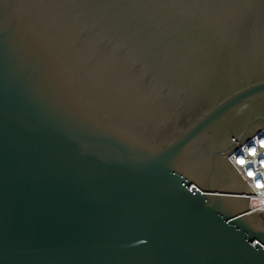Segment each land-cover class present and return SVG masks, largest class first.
Here are the masks:
<instances>
[{
	"label": "water",
	"instance_id": "95a60500",
	"mask_svg": "<svg viewBox=\"0 0 264 264\" xmlns=\"http://www.w3.org/2000/svg\"><path fill=\"white\" fill-rule=\"evenodd\" d=\"M263 129L264 0H0V264H264Z\"/></svg>",
	"mask_w": 264,
	"mask_h": 264
},
{
	"label": "built area",
	"instance_id": "2783aa9c",
	"mask_svg": "<svg viewBox=\"0 0 264 264\" xmlns=\"http://www.w3.org/2000/svg\"><path fill=\"white\" fill-rule=\"evenodd\" d=\"M251 190L250 212L264 213V129L228 157Z\"/></svg>",
	"mask_w": 264,
	"mask_h": 264
}]
</instances>
